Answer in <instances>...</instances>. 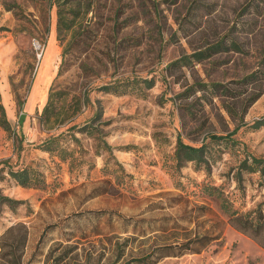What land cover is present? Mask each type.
<instances>
[{"label": "rangeland", "instance_id": "1", "mask_svg": "<svg viewBox=\"0 0 264 264\" xmlns=\"http://www.w3.org/2000/svg\"><path fill=\"white\" fill-rule=\"evenodd\" d=\"M246 1L92 0L58 35L50 0H0V102L17 133L0 127L2 251L25 232L19 264H264V238L236 229L203 190L220 188L264 225V178L242 170L237 182L244 158H264V0ZM134 78L153 86L126 85ZM114 83L116 93L101 89ZM50 90L65 93L69 116L48 130ZM237 126L231 140L210 139ZM178 138L205 144L208 163L178 165ZM24 166L45 186L9 176ZM196 237V251L160 255Z\"/></svg>", "mask_w": 264, "mask_h": 264}, {"label": "trees", "instance_id": "2", "mask_svg": "<svg viewBox=\"0 0 264 264\" xmlns=\"http://www.w3.org/2000/svg\"><path fill=\"white\" fill-rule=\"evenodd\" d=\"M199 3L198 0H194V4ZM255 0H247L246 4L244 6L248 7H254L258 8V5L255 4ZM92 0H50V7L55 6L56 7V15H57V24L56 29L58 35L62 31H70L73 29L75 25V18L79 16V12L81 8L83 9L84 14L88 13V11L91 9ZM196 6V5H195ZM245 8V7H244ZM74 12L72 13V17L67 18L66 12ZM224 44L223 40H218L217 42L211 44L204 50L197 51L191 55H185L171 63V65H175L178 63H184L186 64L188 60H190L191 57H194L196 60H201L203 57H208L212 53L211 51L219 48H225L226 46ZM232 44H236V42L232 41ZM237 45V44H236ZM234 48V47H233ZM256 73H252L250 75H247L244 79H252L255 77ZM139 82H142L144 86L147 88H150L153 86V78L150 79H132L127 81L126 85H131L133 87L137 86ZM218 84H214L213 86L216 87ZM122 86L120 83H114V84H107L103 85L101 89L109 92H118V87ZM66 100V95L63 91L57 90L53 91L50 90L47 101L44 104L41 113L39 114V122L45 129H52L59 125H61L69 115H65L64 111V101ZM254 99H251L252 102ZM20 103V102H19ZM20 103V109H21ZM67 112V111H66ZM74 112V111H73ZM76 112V111H75ZM74 112V113H75ZM73 113V114H74ZM72 114V113H71ZM24 120V113H21L19 115V124L22 123ZM263 121H257L255 125L262 124ZM0 127L6 131L7 133H13L14 136H17L16 130L12 128L10 125L7 117L5 108L0 102ZM239 126L235 127L233 131L227 133L226 135H211L210 139L212 141H219V140H231L232 135L236 132ZM56 141V137L50 138L46 141H44L41 145V147L47 151H53L55 150L54 147H52V144ZM207 148L206 145L203 144L200 147H194L191 145L184 144L179 138L177 139L176 143V149H175V160L178 165L183 164L184 162L188 161H194L197 164H207ZM239 172L237 175L239 176L237 179V182L239 183L241 180V171H247V172H259V174L264 178V158L260 157H254L249 156L242 160L239 167ZM9 176L20 186L22 187H44L45 181L42 178V175L39 171H37L35 168L31 166H24L16 170H12L9 168L8 170ZM204 193H206L208 196L214 197L218 202L219 206L222 209V211L228 216L229 221L231 224L238 229L239 231L243 233H248L249 235L260 238L262 236L264 238V225L262 222L261 217L256 218L255 220L249 219L245 214L238 213L237 209H235L232 206V203L224 196L223 191L215 187L213 185H205L203 187ZM4 200L12 201L6 197H2ZM15 229L13 227H9L4 233L3 238L6 237L8 234H11L12 230ZM206 240L205 243H199L201 245H204L207 243V240H209L206 236H203ZM18 242L13 247V250L10 249L9 251H2L4 250V244H1L0 246V260H4L6 258H11L9 263L10 264H19V252L18 249L20 246H24L25 244V232H22L18 236ZM198 238L189 239L186 241V243L179 244L178 246H168V247H162L160 250H175V251H167L160 254L161 256H168V255H178L181 254L184 251H191L192 250V244L200 241ZM2 242V240H1ZM20 243V244H19ZM197 249H194L192 251H196Z\"/></svg>", "mask_w": 264, "mask_h": 264}, {"label": "built area", "instance_id": "3", "mask_svg": "<svg viewBox=\"0 0 264 264\" xmlns=\"http://www.w3.org/2000/svg\"><path fill=\"white\" fill-rule=\"evenodd\" d=\"M36 46H37V48H40V44H37Z\"/></svg>", "mask_w": 264, "mask_h": 264}]
</instances>
